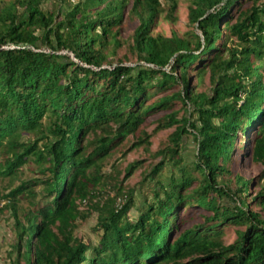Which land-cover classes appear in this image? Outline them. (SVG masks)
Instances as JSON below:
<instances>
[{
	"label": "trees",
	"instance_id": "obj_1",
	"mask_svg": "<svg viewBox=\"0 0 264 264\" xmlns=\"http://www.w3.org/2000/svg\"><path fill=\"white\" fill-rule=\"evenodd\" d=\"M45 1L0 2V197L15 229L5 264H264V3L188 0L194 31L164 37L152 29L164 13L176 21L178 0ZM126 15L138 26L123 39ZM122 49L135 67L118 64ZM159 112L157 130L176 129L155 156L176 171L165 185V163L153 166V201L131 219L134 199L105 161L129 135L148 150L145 121ZM242 158L263 168L253 197V180L234 174ZM24 165L37 177L21 178ZM92 214L97 244L77 236ZM230 226L245 230L228 245Z\"/></svg>",
	"mask_w": 264,
	"mask_h": 264
},
{
	"label": "rangeland",
	"instance_id": "obj_2",
	"mask_svg": "<svg viewBox=\"0 0 264 264\" xmlns=\"http://www.w3.org/2000/svg\"><path fill=\"white\" fill-rule=\"evenodd\" d=\"M8 2L10 0H0V2ZM55 0H46V5L53 4ZM77 0H70L71 3H75ZM264 0H261V3ZM166 13L162 14L156 20V23L152 29L153 35H162L164 37H171L177 35L179 37H184L189 32L194 31V27L189 25L188 22V0H178V5L176 7L174 16L176 21L170 22L164 19ZM138 21L131 20L125 16L121 25V37L127 39L130 34L137 28ZM47 50V49H44ZM126 51L122 49L119 51L117 60L118 64L135 67L137 65L136 59L127 55L128 60L124 59ZM72 60H74L71 54H68ZM193 83V79L191 80ZM210 87L209 77L207 76L204 81V85L199 90H208ZM175 88L173 90H177ZM172 90V91H173ZM171 91H167L161 95L169 94ZM178 106V105H177ZM164 112H159L155 115H151L145 121V131L149 134L150 147L145 150L143 147L131 148L133 142L136 139L133 135H129L126 139L118 145L116 151L105 161V172H110L113 167L120 171L119 179L123 181L125 192L132 195L134 199L135 206L131 207L128 213L129 218L135 219L138 215L137 207L143 205L144 203H149L153 201V189H155L154 181L149 178V174L154 165L163 161L165 165L163 166L161 172L158 174L157 179L162 182V184H168L170 177L176 170L173 169L171 163L162 154L155 156L156 153L164 151L166 147L170 144V135L175 131L176 127L173 126L168 129L157 130L158 121L164 115ZM183 115L181 111L179 118ZM195 119V116L192 120ZM240 139L236 142V147L242 148L247 145V141L243 142ZM131 148V149H130ZM197 145L192 133L186 134L182 139V157L184 163H189L194 161V156L196 154ZM133 162H140L138 167L133 171V173L125 178V168L128 164ZM33 168V166H32ZM31 168V169H32ZM28 168V165L22 166L21 178L33 179L37 177L38 171H33ZM261 165H250L247 159H241L240 164L236 167L234 174L243 176L247 180H253L251 197H253L259 190V183L262 175ZM8 186V180L0 181V194H2L3 189ZM5 200L0 197V264H5L10 261L11 258V245L13 244L15 238V229L13 227V219L11 217L10 211L4 208ZM250 202V200H249ZM83 208H87L84 206ZM252 210L260 212L259 206H252ZM264 214V212H263ZM196 215H199L196 213ZM201 222V218L197 219ZM97 223L96 214H92L91 217L84 223H81L79 229L77 230V236L84 241L90 242L91 244H97L99 237L93 232V229ZM245 230L244 227L238 228L236 226L226 227L224 229V241L226 244H232L237 237L236 230ZM23 264V263H21Z\"/></svg>",
	"mask_w": 264,
	"mask_h": 264
}]
</instances>
